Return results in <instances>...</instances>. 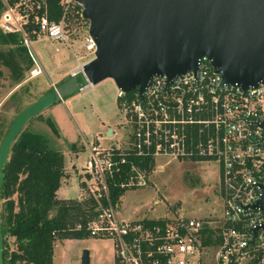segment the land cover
I'll list each match as a JSON object with an SVG mask.
<instances>
[{"label":"built area","instance_id":"2783aa9c","mask_svg":"<svg viewBox=\"0 0 264 264\" xmlns=\"http://www.w3.org/2000/svg\"><path fill=\"white\" fill-rule=\"evenodd\" d=\"M1 1L0 31L20 35L32 58L31 76L44 71L32 42L45 36L70 44L86 19L78 0H59V13L54 12L58 18L50 16L49 0ZM83 46L86 56L95 53L88 31ZM117 97L127 131L115 140L118 131L104 134L111 138L106 143L97 134L87 140L89 155L76 196L78 202L93 199L97 213L85 229L113 238L115 264H264V209L252 206L264 183V84L245 88L222 82V75L202 55L196 70L169 80L156 74L141 94L137 88H118ZM158 155L216 160L222 212L208 217L120 218L119 199L113 200L110 185L146 184V172L160 164ZM138 160H147L150 169Z\"/></svg>","mask_w":264,"mask_h":264},{"label":"water","instance_id":"95a60500","mask_svg":"<svg viewBox=\"0 0 264 264\" xmlns=\"http://www.w3.org/2000/svg\"><path fill=\"white\" fill-rule=\"evenodd\" d=\"M95 40L94 56L19 110L0 141V213L4 165L26 123L50 104L110 77L140 94L156 74L167 79L197 69L205 55L222 82L264 84V0H78ZM113 135V127L106 130ZM253 207L264 209V183ZM264 226V225H263ZM0 214V264H4ZM84 249L80 264H89Z\"/></svg>","mask_w":264,"mask_h":264},{"label":"rangeland","instance_id":"374dc122","mask_svg":"<svg viewBox=\"0 0 264 264\" xmlns=\"http://www.w3.org/2000/svg\"><path fill=\"white\" fill-rule=\"evenodd\" d=\"M88 27L89 20L86 18L80 23L77 34L69 39L70 44L45 36L35 39L32 46L44 67V71L38 75L31 76L29 67L25 69L23 79L16 83L10 77L11 71L2 66L0 129L3 132L8 129L14 115L26 104L49 92L53 85L93 57L92 53L86 56L87 50L83 46ZM5 48L0 44V49ZM117 92L118 87L113 79L103 78L96 84L68 95L63 101L50 104L41 112L44 119L35 115L26 123L29 129L43 133L49 144L63 153L68 170L57 190L60 198H74L78 201L77 186L83 177V167L89 155L85 145L94 133L102 143L111 141V138L103 134L105 126H114L119 132L118 137L115 135L112 140L125 135L126 115L119 104ZM46 117H51L56 123L59 135L46 123ZM72 143L78 148L76 153L71 149ZM71 162L77 164V169L70 166ZM157 163L160 164L146 172V184L123 191L116 207L120 218L175 217L177 214L208 217L222 212V201L217 190L220 173L216 160L180 161L158 155ZM8 242L10 249L15 248L13 237H8ZM53 249V264H80L84 249L90 251L89 264L115 262L114 240L108 236L89 234L81 238H57Z\"/></svg>","mask_w":264,"mask_h":264},{"label":"trees","instance_id":"16d2710c","mask_svg":"<svg viewBox=\"0 0 264 264\" xmlns=\"http://www.w3.org/2000/svg\"><path fill=\"white\" fill-rule=\"evenodd\" d=\"M49 2L50 16L58 18L59 0ZM2 5L0 0V10ZM0 44L6 46L0 49L1 87L4 73L2 66L11 71L10 77L18 83L23 79L25 69L31 67L32 58L20 43L17 32L0 31ZM37 116L44 119L41 113ZM45 121L59 135L51 117H46ZM6 131L0 129V141ZM72 145L75 146V143ZM7 160L0 213L4 234V264H53L55 239L81 238L90 234L85 224L97 213L95 203L92 198L78 202L74 198H60L57 195L56 191L65 176L63 153L49 144L43 133L29 129L28 125L16 136ZM138 161L150 169L147 160ZM126 188L111 184L113 200L117 201ZM78 222L82 223L81 228L76 227ZM8 237L14 238L15 248H9Z\"/></svg>","mask_w":264,"mask_h":264},{"label":"crops","instance_id":"0c3cea01","mask_svg":"<svg viewBox=\"0 0 264 264\" xmlns=\"http://www.w3.org/2000/svg\"><path fill=\"white\" fill-rule=\"evenodd\" d=\"M90 85H92V84H88V85H86V86H90ZM84 89V88H83ZM61 101H63V99L61 100ZM108 127L109 126H105L104 127V133L103 134H105L106 133V130L108 129ZM113 127V131L115 130V128H114V126H112ZM95 134V133H94ZM85 147H86V145H85ZM71 149L76 153L77 151H78V148L76 147V145L75 146H71ZM73 169H77V164L75 163V162H71V165H70ZM69 167V166H68ZM67 170H68V168L66 167V165H65V176L67 175ZM63 181V180H62ZM59 189V188H58ZM57 189V190H58ZM57 192V191H56ZM53 260H54V258H53ZM113 264H115V262H113Z\"/></svg>","mask_w":264,"mask_h":264}]
</instances>
